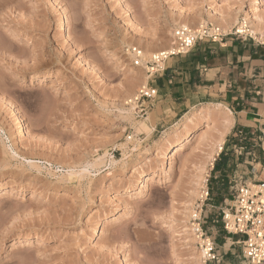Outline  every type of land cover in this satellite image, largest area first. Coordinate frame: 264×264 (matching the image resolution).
<instances>
[{"label": "rangeland", "instance_id": "1", "mask_svg": "<svg viewBox=\"0 0 264 264\" xmlns=\"http://www.w3.org/2000/svg\"><path fill=\"white\" fill-rule=\"evenodd\" d=\"M246 14L257 41L234 35ZM201 23L227 35L171 57L157 75L127 54L140 47L150 60L173 47L178 27ZM257 29L264 0H0V264H204L185 206L201 204L208 179L204 219L220 264H250L220 215L235 180L264 181L263 144L255 167L244 144L226 156L236 129L224 87L196 88L183 73L198 48L241 41L264 52ZM145 86L157 94L144 116L128 102ZM187 118L189 131L170 134Z\"/></svg>", "mask_w": 264, "mask_h": 264}, {"label": "built area", "instance_id": "2", "mask_svg": "<svg viewBox=\"0 0 264 264\" xmlns=\"http://www.w3.org/2000/svg\"><path fill=\"white\" fill-rule=\"evenodd\" d=\"M227 35V34H226ZM214 26L201 25L198 29L181 26L174 31L175 43L172 51L153 54L150 60H146L144 50L140 47H130L127 50L135 67H144L150 77L162 72V66L171 57L186 55L192 52L202 41H222L225 36ZM235 36L242 39H255L249 25L243 22L235 29ZM264 45L262 40L259 42ZM156 89L142 87L133 96L128 105L133 106L141 115L147 114L146 102L155 99ZM224 151L222 148L221 153ZM206 182L201 204L194 210L191 217V227L198 240L200 250L203 253L204 264H220L222 257L218 255V245L211 236L210 228L204 219V207L210 201L212 190ZM232 206L222 210L221 222L224 231L237 237V245L250 264H264V181L248 184L242 179L239 183L235 180ZM218 219L214 223L220 222Z\"/></svg>", "mask_w": 264, "mask_h": 264}, {"label": "crops", "instance_id": "3", "mask_svg": "<svg viewBox=\"0 0 264 264\" xmlns=\"http://www.w3.org/2000/svg\"><path fill=\"white\" fill-rule=\"evenodd\" d=\"M189 57L193 58L190 65L194 68L192 73L188 72L189 76L186 72L183 73L186 81L194 83L196 88L206 90L219 89L223 86L226 91L224 95L226 104L234 111L232 112L235 115L233 128V130L236 129L235 139L226 156L238 149L239 144H244L247 158L245 164L255 167L256 149L261 147L259 142H262L264 149L263 50L241 41H233L224 50L215 51L211 47H206L205 50L198 48ZM170 76L171 74L168 73L167 78ZM167 78L164 79L165 85H167ZM188 86L190 87L189 83H184L182 87L186 90ZM240 149L244 150L242 147ZM221 160L218 156L216 159L218 166ZM253 172L256 175L257 168L256 170L254 168ZM218 178L217 175L214 176V179Z\"/></svg>", "mask_w": 264, "mask_h": 264}, {"label": "bare ground", "instance_id": "4", "mask_svg": "<svg viewBox=\"0 0 264 264\" xmlns=\"http://www.w3.org/2000/svg\"><path fill=\"white\" fill-rule=\"evenodd\" d=\"M121 5H123V8H124V10H126V12H127V15L128 16H131L130 14H131V10L129 9V7H128V4L126 3V1H124L123 3L121 2ZM246 13V12H245ZM247 14H249V13H247ZM246 14V18H244V20H245V22H243V24H246L247 25V18H249V15H247ZM259 19V18H258ZM257 19V20H258ZM249 20V19H248ZM204 22L203 23H206V21L205 20H203ZM250 21V20H249ZM67 22H68V18H67V16H65V14H64V17H63V23H62V29L64 30V31H67L68 30V25H67ZM223 23V22H222ZM225 23V22H224ZM202 24V23H201ZM202 25H205V24H202ZM261 25V24H260ZM179 28V27H178ZM252 28V27H251ZM259 29V28H258ZM257 29V32H260L262 35H264V32H262V30L260 29V30H258ZM255 30V29H254ZM253 29L251 30V32H252V34L254 35V36H257V34H256V30L254 31ZM175 31V30H174ZM172 49H173V47H171V49H169L168 51H172ZM112 56H114V57H118L119 56V54L118 53H116V51H112ZM150 77V76H149ZM149 77H147L148 78V80H149ZM145 82V81H144ZM147 83V82H146ZM146 87V86H145ZM132 109V108H131ZM215 109V108H214ZM124 110V109H123ZM127 110V109H126ZM216 110L217 111H222L223 113H224V110H222V106L221 105H218L217 106V108H216ZM128 111V110H127ZM127 111H125L126 112V114H127V116L125 115V119H127V117L128 118H130L131 117V113L133 112V111H131V110H129L128 112ZM124 112V111H123ZM226 112H228V113H226ZM226 112L224 113V114H226V115H231L232 116V111L231 110H229V109H226ZM125 114V113H124ZM121 115V114H120ZM188 115H190V113L188 114ZM229 118H230V116L227 118L226 117V119H225V121L227 120L229 123H232V122H230V120H229ZM133 119V118H132ZM232 119V118H231ZM130 121V120H129ZM145 122V121H144ZM147 122V121H146ZM193 121H192V119L191 118H187V123L185 124V125H182L180 128H177L176 130H174L172 133H170V134H173V133H178L179 132V130H181V129H183V130H185V131H189V128H188V126H189V124L190 123H192ZM228 123V124H229ZM141 124V123H140ZM139 124V125H140ZM228 124H227V126H228ZM233 125V124H232ZM225 127H226V125H225ZM139 127H137L136 129H138ZM140 128L141 129H144L145 131H148L149 132V128L147 129L146 128V125H145V123H143L142 122V124L140 125ZM227 128H231L230 126L229 127H226L225 129H227ZM140 131V129H138L137 130V132L138 131H140V132H145V131ZM228 130V129H227ZM136 132V133H137ZM145 133H147V132H145ZM170 134H167V136H170ZM221 134V133H220ZM223 134H221V136H222ZM220 136V138H214V140L212 141V147L213 146H215V145H217V143H218V146L216 147V149H218V153H217V155H219L220 153H221V150H222V146L220 145L219 146V142L221 143L222 142V140H223V138ZM222 138V139H221ZM190 142H192V137L190 136V137H188L187 138V144L188 143H190ZM212 149V148H211ZM209 155V154H208ZM214 161L216 160V158H214L213 159ZM213 161V162H214ZM205 164V163H204ZM203 164V165H204ZM211 165H214V164H211ZM204 169L202 168L201 170H199V174H198V177H197V182H196V186H201L202 185V183H205L206 182V179H205V177H204ZM206 184V183H205ZM196 192L194 191V194H195ZM194 194H193V196H194ZM193 205V204H192ZM192 205L191 204H188V205H186L185 207H186V218L188 219V218H190L189 217V215L192 217V214H193V208H192ZM189 227H191V226H189ZM188 227V225L186 226V232H187V234L191 237V240L192 241H196L197 240V238H196V236L195 235H193V231H191L192 229L191 228H189ZM192 232V233H191ZM177 238H179L180 239V236L178 235V232L176 233V235H175ZM190 240V241H191ZM200 253V255L202 256L201 258H203V253L201 252V251H199ZM201 264H203V263H201Z\"/></svg>", "mask_w": 264, "mask_h": 264}]
</instances>
